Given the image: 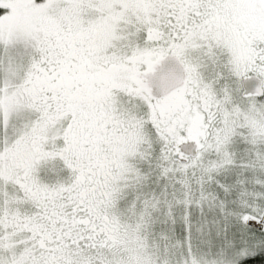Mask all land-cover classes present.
<instances>
[{
	"label": "snow or ice",
	"instance_id": "1",
	"mask_svg": "<svg viewBox=\"0 0 264 264\" xmlns=\"http://www.w3.org/2000/svg\"><path fill=\"white\" fill-rule=\"evenodd\" d=\"M0 264H264V0H0Z\"/></svg>",
	"mask_w": 264,
	"mask_h": 264
}]
</instances>
